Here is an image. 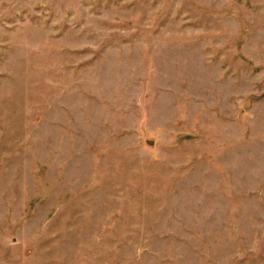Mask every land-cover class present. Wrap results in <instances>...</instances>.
Instances as JSON below:
<instances>
[{
  "label": "rangeland",
  "instance_id": "obj_1",
  "mask_svg": "<svg viewBox=\"0 0 264 264\" xmlns=\"http://www.w3.org/2000/svg\"><path fill=\"white\" fill-rule=\"evenodd\" d=\"M0 264H264V0H0Z\"/></svg>",
  "mask_w": 264,
  "mask_h": 264
}]
</instances>
